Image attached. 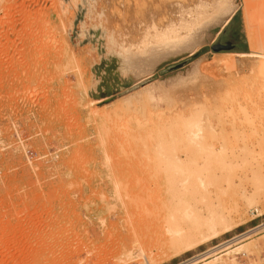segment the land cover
<instances>
[{
  "label": "rangeland",
  "instance_id": "obj_1",
  "mask_svg": "<svg viewBox=\"0 0 264 264\" xmlns=\"http://www.w3.org/2000/svg\"><path fill=\"white\" fill-rule=\"evenodd\" d=\"M221 2L0 0V264H264V226L226 242L264 222V48ZM187 6L197 44L127 75Z\"/></svg>",
  "mask_w": 264,
  "mask_h": 264
},
{
  "label": "bare ground",
  "instance_id": "obj_2",
  "mask_svg": "<svg viewBox=\"0 0 264 264\" xmlns=\"http://www.w3.org/2000/svg\"><path fill=\"white\" fill-rule=\"evenodd\" d=\"M227 1H229V0H225V1L222 0L223 3L222 2L220 3L221 4V8L219 7V10H220L221 15H223V12L225 11V7H227L226 10H229L230 11V9L228 7L229 6L228 5L229 3L228 4L225 3L226 5L224 4V2H227ZM250 1L252 3V6H253V8L255 10V14H256V26L257 27L256 26L255 27L257 28V31H256L257 34H256L255 39L258 37V39H257L256 42L258 44L261 43L260 44V45H262L261 48L262 47L264 48V0H250ZM172 7L174 9L176 8V6H174V5ZM184 7H186V6H184ZM76 8L78 10V7H76ZM187 8H188V6H187ZM187 8H183L182 7V11H178L177 12L178 13V16H176V19L177 20L176 21H173V22H169V24L165 28V31L164 30L162 31L163 34H164L166 32V30H168L167 28H170L169 31H171V32H173L175 34V39H173V41H172V38H174V36L171 33L170 34L171 37L173 36L171 38V41H167V39H165L166 42H164V40L161 41V42L158 41V44H157V40H155L156 42H154V43H156V44L155 45H152L151 47H149V49H146L145 50L146 53H144L143 55H138L135 58L127 59L126 62H125V64H124V69H125V72H127V75L129 73H131L135 77H138V78H141L142 77V78H144V76H146L147 74H149V70L156 63L155 60H159V59H161V58H163L164 56H167V55H172V54H174L177 51H182V50H185V49H189L191 46H195L197 44V41L196 40L198 39L199 34L201 32V30L199 32V30L197 28V26H198L197 24L199 23V20H200L201 15L199 14L200 15L199 16L197 13H195V9L196 8L195 9L193 7H190L188 9ZM198 9L199 10H197V11L199 12L201 10V8L199 7ZM224 15H225V13H224ZM231 16H232V14H230V16L224 21V24H223L224 26L229 22ZM212 17L209 20L210 22H211ZM221 17H220V19H221ZM205 25H206V23H205ZM172 27H175V28L174 29H171ZM202 27L203 26H201V28ZM204 27H206V26H204ZM182 30H183V32H185L186 35H184L183 38H180L179 37V32L182 31ZM158 31H159V29H158ZM154 32H156V31L154 30ZM151 33H153V32H151ZM159 34H161V33L159 32L158 35ZM164 38H166V37L164 36ZM169 39H170V36H169ZM255 39H254V41H255ZM252 42H250V44ZM257 43H255V44L257 45ZM260 45H258V46H260ZM232 55L239 56V57L247 56L245 54H238V53L237 54H232ZM128 77H130V76H128ZM141 96L142 95L139 94L137 97L131 96V97L125 99V101H124L125 106H132L136 102L135 101V98L139 99ZM212 226H209V228H208V229L211 230V233H212V229H213ZM253 232H255V230L247 231V232L243 233L242 235H240L237 239H240V238L245 237V236H249ZM187 250H191V248H188ZM219 258H220V256H217L215 253H213V255L206 261L205 264H213V263H216ZM196 259H197V257L196 258H192V259H190L189 261H187L184 264H193L196 261Z\"/></svg>",
  "mask_w": 264,
  "mask_h": 264
},
{
  "label": "water",
  "instance_id": "obj_3",
  "mask_svg": "<svg viewBox=\"0 0 264 264\" xmlns=\"http://www.w3.org/2000/svg\"><path fill=\"white\" fill-rule=\"evenodd\" d=\"M65 1H67V0H65ZM84 13H85V9L82 6L79 5L78 6V11H77V14H76V17H75V20L73 21V32H72L73 33V37H76L77 36V31H76L75 28H76L77 24L80 21H82ZM90 34L94 35V38L92 40L86 39V40H84L83 43H87V42L93 43L94 40L96 39V37L98 36V34H100V32H99V30H92V31H90ZM101 34L103 35V33H101ZM232 48L233 47L231 46L230 43H227V44H224V45H222V44H215V45H213L211 47V49L214 52L231 51ZM184 64H185V61L184 62H180L178 64H175L173 66L168 67L166 69V71L175 70L177 68L182 67ZM105 65H109V64L106 63V62H102L100 65H98V66H96L94 68V71L96 72L97 75H100V71L101 70H104V72L106 74H110L111 75L110 69L108 67H106ZM101 78L104 79L102 76H101ZM111 78H113L117 82V77L111 76ZM107 80H108V78H107ZM102 87L105 89V92L106 93L104 94V97H106L112 91V89L116 88L117 86H116L115 82L114 83H111V84H109V83L108 84H99L96 89H97V92H99L100 94H102ZM93 96H94V98H97V99L98 98H101L100 97L101 95H98V94H94Z\"/></svg>",
  "mask_w": 264,
  "mask_h": 264
},
{
  "label": "built area",
  "instance_id": "obj_4",
  "mask_svg": "<svg viewBox=\"0 0 264 264\" xmlns=\"http://www.w3.org/2000/svg\"><path fill=\"white\" fill-rule=\"evenodd\" d=\"M262 226H264V222L263 223H261L260 225H258V226H256V227H254L253 229H250V230H255L256 228H259V227H262ZM249 230V231H250ZM245 233V232H244ZM243 234V233H242ZM242 234H239V235H237V236H235V237H233V238H231V239H229V240H227L226 242H230V241H232V240H235V239H237L240 235H242ZM187 261H185V262H182V263H180V264H184V263H186Z\"/></svg>",
  "mask_w": 264,
  "mask_h": 264
},
{
  "label": "flooded vegetation",
  "instance_id": "obj_5",
  "mask_svg": "<svg viewBox=\"0 0 264 264\" xmlns=\"http://www.w3.org/2000/svg\"><path fill=\"white\" fill-rule=\"evenodd\" d=\"M234 38H235V37H233V39H232L231 42H230V41H229V42H226V44H227V43H230V44H231V46L233 47L232 50H234V48H235L234 44L232 43V42H234V43L236 42V39H234ZM232 50H231V51H232Z\"/></svg>",
  "mask_w": 264,
  "mask_h": 264
}]
</instances>
